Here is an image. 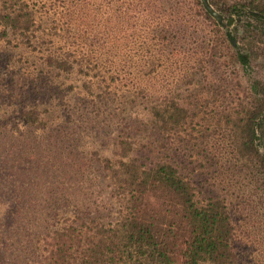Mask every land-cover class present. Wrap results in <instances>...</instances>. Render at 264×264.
Listing matches in <instances>:
<instances>
[{"label":"trees","instance_id":"obj_1","mask_svg":"<svg viewBox=\"0 0 264 264\" xmlns=\"http://www.w3.org/2000/svg\"><path fill=\"white\" fill-rule=\"evenodd\" d=\"M206 1L219 15V22L201 0L195 3L196 19L194 0H0V40L15 39L16 50H41V64L58 73L71 74L75 65L92 70L99 67L98 57L90 56L93 30L105 10L106 25L111 19L123 35L109 40L110 46L119 50L129 46L134 53L125 50L120 67L114 60L113 65L100 67L108 79H101V74L94 81L89 78L87 89L101 83L105 89L123 87L122 93L132 92L131 83H126L130 79L126 67L132 58L137 63L147 56L149 61L164 64L163 71L175 82L179 78L193 82L194 65L204 75L211 69L218 75L223 51L246 72L248 51L264 62V45L245 43L248 51L242 49L243 31L264 40V0ZM56 15L79 24L55 25ZM204 20L212 26L211 33L204 31L210 27ZM64 26L72 28L66 34L72 32L76 39L58 33H63ZM194 32L200 38L195 50ZM39 34L50 38L52 51L40 49ZM225 84L224 78L220 86ZM163 92L159 99L147 101L149 132L155 144L146 139L140 151L141 143L125 129L115 138L111 156L94 153L89 159L116 208L114 218L107 222L90 211L97 200L90 188L96 184L83 178L87 169L70 167L75 156L62 154L56 168L45 159L53 158L70 139L63 131L57 134L56 129L46 128L38 103H25L15 109L17 114L10 122L0 121V264H237L233 215L228 199L216 191L218 181L197 173L202 165L191 166L165 141L176 140L190 149L210 146L205 125L215 122L217 132L227 137L236 170L252 176L264 210V79L253 80L243 99L220 103L218 109L204 102L194 105L185 99L166 98ZM136 94L143 99L139 91ZM5 101L0 99V108ZM20 126L33 129L30 146L20 145L24 139V134L18 136ZM6 150H11L8 159ZM72 174L74 180L66 182ZM64 207L72 211L60 212L64 216L48 228L56 211Z\"/></svg>","mask_w":264,"mask_h":264},{"label":"rangeland","instance_id":"obj_2","mask_svg":"<svg viewBox=\"0 0 264 264\" xmlns=\"http://www.w3.org/2000/svg\"><path fill=\"white\" fill-rule=\"evenodd\" d=\"M195 3L196 0H194V19L199 18V10ZM104 12L105 10L100 12V25L93 30L94 40L92 44L94 50H90V56L98 57L99 67L92 70L80 64L81 67L76 65L73 67L71 74L58 73L41 64L44 55L41 50L38 52L30 49L21 50L22 48L16 50L14 48L15 39L8 37L7 40H4L1 38L0 99L5 98L6 101L0 108V121L7 120L10 122L17 114L15 109H19L25 103H30V105L38 103L41 119H43L42 123L46 128L49 130L56 129L57 134L63 131L70 139L56 150L53 158L45 159L49 160L56 168L61 164L62 154L69 152L75 156V159H71L74 163L70 167L74 169L81 167V170L87 169L83 172V178L88 177L90 182L94 181L96 184L90 188V193L97 199L95 203L97 206L92 205L90 211L93 212L94 210L93 214L107 222L114 218L116 208L108 199L105 182L103 183L99 174L89 166V159L93 157L92 154L95 153L99 157L111 156L115 138L125 129L132 131L135 140L141 143L140 151L145 147L146 139L155 144L153 135L149 132V119L146 114L149 103L147 101L159 99L163 90V96L166 98H181L194 105L204 102L216 108L220 103H227L231 99H243V92L247 90L253 80L264 79L262 58L257 53L253 55V52L248 51L245 43L262 46L264 40L246 36L243 31L242 49L249 53L247 72L233 65L229 59V52L227 54V51H223V67L217 70L218 75L214 69L204 75L194 65L193 82L188 81L187 78H179L175 82L171 77L168 78L169 74L166 70L163 71L164 64L154 63L152 58L149 61L146 56L137 63L136 59L132 58L128 63L129 67H126V69L128 68L126 73L130 78L126 80V83H131L132 92L122 93L125 89L123 87L118 89L115 86L105 89L101 83L100 86L93 84L89 90L87 89V86L90 85L87 82L89 78L94 81V77L101 74L99 76L101 79L104 77L108 79L109 75L105 74L100 67L108 63L113 65L112 60L115 61V65L120 67L123 64L120 62L123 59L121 55L126 51L134 53V48L131 50L129 46L127 49L130 50L126 48L119 50V47H115V45L110 46L109 40H116L123 35L118 32L117 24L114 25L111 19L109 25H106ZM53 19L55 25L61 23L79 24L77 20L70 21L57 15ZM204 24L210 25L207 20H204ZM69 27L64 26L62 29L64 31L61 30L63 33H58L70 40L73 37L72 32L66 34L69 29H72ZM211 29V25L210 27L206 26L204 31L211 33ZM76 34L79 35L80 33L76 32ZM39 35H41V40L38 41L40 49L52 51L54 46H51L50 38L42 34ZM74 39L76 38L73 37ZM198 41L200 38L194 32V50ZM143 52L144 50L140 51V54L143 55ZM114 55L115 58L110 59V56ZM26 74L29 75L28 80L24 78ZM132 76L133 79L129 82ZM224 78L226 84L220 86ZM169 81H172L171 85L168 84ZM235 83H238L239 87H236ZM137 85L139 90L136 89ZM138 91L142 94L143 99L136 94ZM103 93H109L108 97H104L106 95ZM120 94L127 95L124 98H119ZM25 96L26 98H23ZM209 110V108L205 109V111ZM62 123L68 125L69 128L64 129ZM205 128V135L210 138V146L190 149L189 146H182L176 140H173L172 143L165 141V144L176 149L178 156L181 155V158H184L185 162L191 163V166H199L198 163H200L202 165L201 171L198 170L197 173H201L205 178L212 181H218L216 191L228 199L229 208L233 215L235 228L233 248L237 256V264H264V210L260 204L259 193L255 192L253 187V178L247 172L241 173L236 170L234 166L236 161L226 147L228 146L227 137L217 132L216 123L207 122ZM17 130L19 138L24 134V139H20V145L30 146V137L35 134L33 129L20 126ZM150 135L152 138H149ZM78 138L80 140L76 141ZM4 144L10 145L7 141H4ZM10 151H5L4 156L7 159L10 157L8 156ZM74 151H77L76 155ZM79 156L80 158L77 159ZM75 176L72 174V176L66 177V182L71 183ZM64 211L69 214L72 208H59L56 211L58 215L50 221L48 228H51L58 219L62 218L61 216H64L63 213H60Z\"/></svg>","mask_w":264,"mask_h":264},{"label":"water","instance_id":"obj_3","mask_svg":"<svg viewBox=\"0 0 264 264\" xmlns=\"http://www.w3.org/2000/svg\"><path fill=\"white\" fill-rule=\"evenodd\" d=\"M204 9L217 21H220L219 15L208 5L206 0H201Z\"/></svg>","mask_w":264,"mask_h":264}]
</instances>
